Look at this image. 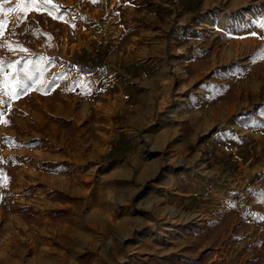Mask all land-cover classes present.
<instances>
[{"label": "rangeland", "instance_id": "374dc122", "mask_svg": "<svg viewBox=\"0 0 264 264\" xmlns=\"http://www.w3.org/2000/svg\"><path fill=\"white\" fill-rule=\"evenodd\" d=\"M23 1L0 0V58L43 53L55 86L15 98L12 66L0 72V264H264V202L251 198L264 190V123L226 148L206 144L214 128L195 141L183 119L208 107L264 118V0ZM208 148L229 164L206 166ZM118 163L128 185L101 199ZM192 169L202 179L179 177ZM55 177H77L69 217L43 194Z\"/></svg>", "mask_w": 264, "mask_h": 264}, {"label": "crops", "instance_id": "0c3cea01", "mask_svg": "<svg viewBox=\"0 0 264 264\" xmlns=\"http://www.w3.org/2000/svg\"><path fill=\"white\" fill-rule=\"evenodd\" d=\"M60 102H56L57 105V110L55 111V114L59 117H65V118H72L71 115L65 113L66 115H61L60 113V108L61 105L58 104ZM17 104L20 106V103L17 102ZM85 108L87 107L86 104H83ZM82 106V107H83ZM59 109V110H58ZM148 109V108H147ZM261 107L257 108H251L249 111H243V112H235L232 113L231 111H222L219 113V115L216 114V111L213 107H208L207 109L201 111L200 109H196L195 111H187L184 112L186 115L183 118L184 121L187 122L188 128L192 129L195 132V141H197V138L200 135L204 134H209L211 133V130L214 128V131L211 135L208 136V138L205 140L206 144L211 146V143L215 141L214 139L218 137L217 142H220L221 145H224L226 148L227 146H232L234 144H242L243 146L244 142L243 141H248V131L255 130L259 132V126L264 123V118H263V112L260 111ZM89 114L88 110H83L81 109L80 111V116L81 117H87ZM103 112H99V116H102ZM144 123H148L147 117L145 115L144 117ZM225 121V125L223 127L215 128L217 124H220L221 122ZM98 124V123H97ZM101 124V123H99ZM101 126V125H100ZM217 135V136H216ZM216 136V137H215ZM194 140V137H192ZM212 141V142H211ZM211 142V143H210ZM183 147L187 146L182 144ZM214 149L210 150L208 148L207 150V155H209V158L207 157V160H204V164L207 166V164L210 163H220L221 165H228L229 162L221 158V155H218L217 157H214L213 154ZM220 151V150H218ZM221 152V151H220ZM210 159V160H208ZM119 164V163H118ZM209 166V165H208ZM117 168V169H115ZM115 169V170H114ZM113 172L108 175L106 178H111L109 181V192L104 193V191L99 192V197L102 199L104 195H108V198H111V201L113 200L115 194L119 192L122 188H125L126 185H128V182L126 180H121L119 177L118 173L120 171L126 170L125 165L123 164H116V167L113 168ZM188 174V173H187ZM111 176V177H109ZM180 178L186 179V177H191L192 180L196 181L198 179H202V176L195 170L192 169L190 176L186 175V170H183L181 175L179 176ZM103 177H100V180ZM105 178V177H104ZM77 180V177H73V184H71L70 180H68L66 177H55L53 179V182H55V186H61V187H55L51 188L49 190H46L43 194L45 197H49L50 199H56L58 200V203H53V204H60L58 207L57 211H60V216L61 217H69L70 214V205L69 203L72 202L73 199L77 198L78 196H73L71 193L73 192L75 188V182ZM126 181V182H125ZM61 182V183H59ZM124 183V187L121 189L119 188L121 184ZM71 188L72 192L69 190ZM193 190V189H191ZM183 191L182 194H184L187 197L194 196V190L193 191ZM38 191V190H37ZM74 193V192H73ZM256 202L258 201V198L263 199L264 202V190H256L253 192L252 197ZM100 199V201H101ZM60 201V202H59ZM107 208L111 207V202H107ZM33 208V207H32ZM34 209V208H33ZM35 210V209H34ZM36 211V210H35ZM103 211V208H100L99 205H95L92 213L97 214L101 213ZM39 215H41L38 211H36ZM77 226V225H76ZM33 264H37V260L33 259ZM50 264V263H49Z\"/></svg>", "mask_w": 264, "mask_h": 264}, {"label": "trees", "instance_id": "16d2710c", "mask_svg": "<svg viewBox=\"0 0 264 264\" xmlns=\"http://www.w3.org/2000/svg\"><path fill=\"white\" fill-rule=\"evenodd\" d=\"M34 0H25L23 5L29 7ZM37 39H41V35L49 37V34L45 31H41L37 34ZM22 45H14V50H23ZM264 55V40L259 48L255 51L254 56ZM12 66L7 72V79L11 88V95L15 98L24 96L33 87L41 84L40 92L48 93V91L55 86V79L52 78V74L55 71V62L48 59L41 52H28L20 55H13L11 57L0 58V72L3 73L6 69ZM210 160V159H209ZM7 176L10 178V173L3 168L2 162H0V177ZM6 178V177H5ZM256 204V203H255ZM15 212L21 216L27 223L39 222L42 217L34 211L30 206L18 207ZM56 215H60V211L56 212ZM178 259L173 258L171 262H176ZM201 258L197 259H184V264H200ZM140 264H161L157 259L150 257L149 259H140Z\"/></svg>", "mask_w": 264, "mask_h": 264}]
</instances>
